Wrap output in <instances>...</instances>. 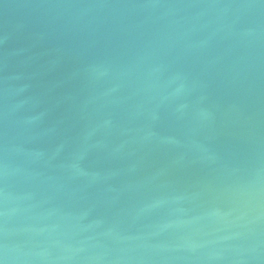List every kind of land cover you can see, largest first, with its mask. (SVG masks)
<instances>
[{
	"label": "water",
	"instance_id": "95a60500",
	"mask_svg": "<svg viewBox=\"0 0 264 264\" xmlns=\"http://www.w3.org/2000/svg\"><path fill=\"white\" fill-rule=\"evenodd\" d=\"M0 264H264V0H0Z\"/></svg>",
	"mask_w": 264,
	"mask_h": 264
}]
</instances>
